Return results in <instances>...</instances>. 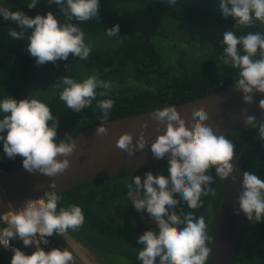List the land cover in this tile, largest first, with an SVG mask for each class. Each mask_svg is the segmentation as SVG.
I'll return each mask as SVG.
<instances>
[{
	"label": "trees",
	"instance_id": "trees-1",
	"mask_svg": "<svg viewBox=\"0 0 264 264\" xmlns=\"http://www.w3.org/2000/svg\"><path fill=\"white\" fill-rule=\"evenodd\" d=\"M100 0L98 18L78 22L85 33V42L91 44L87 60L70 55L68 60L37 66L35 58L27 52V36L13 40L11 28L19 31L15 21L0 19V98L9 95L17 99L36 98L51 109L58 120L56 142H65L81 130L100 122L102 111L96 107L100 100L111 99L114 104L108 120L148 112L181 103L222 89L238 78V69L223 58V33L234 31L237 36L248 32L264 33V24L254 22L250 27H233L232 17L218 14L215 0ZM28 0H0V7L10 11H23L34 17L37 13L52 11L61 22H69L55 4L39 0L34 8ZM173 17L187 23L186 32L172 35L168 29L151 18ZM120 25V34L108 37L106 29ZM259 52L253 59H259ZM82 81L95 76L110 87L97 89V96L80 112L67 108L59 99L63 88L61 76ZM104 92V95H99ZM260 122L231 131L226 139L234 145V154L244 171L264 179V140L259 138ZM51 124V121L48 122ZM22 165V157L9 159L0 145V170ZM147 171L167 175V159L148 167L124 174L81 183L69 190L57 192L60 207L78 205L84 223L67 233L82 244L99 264H140L137 254L142 245L137 237L145 230L155 229V223L143 218L132 206L139 194L129 195L128 185L133 177ZM214 191L202 196L203 204L196 209L179 204L174 210L178 217L189 215L193 219L204 217L210 248L213 227L218 218L222 200V182L209 170ZM134 187V186H133ZM24 251L25 248H22ZM12 252L0 247V264H9ZM208 262V261H207ZM232 264H264V220L252 223L244 216L238 247Z\"/></svg>",
	"mask_w": 264,
	"mask_h": 264
},
{
	"label": "clouds",
	"instance_id": "clouds-1",
	"mask_svg": "<svg viewBox=\"0 0 264 264\" xmlns=\"http://www.w3.org/2000/svg\"><path fill=\"white\" fill-rule=\"evenodd\" d=\"M38 2L28 0L27 7L34 8ZM48 3L55 4L69 22L59 21L52 11L30 17L23 11L0 7V19L15 21L20 27L19 31L11 28L9 36L13 40H23L30 30L27 52L35 58L37 66L68 60L70 55L87 60L91 44L85 42V33L78 23L71 21L100 19V0H48ZM168 3L175 4L176 0H168ZM215 3L221 17L233 18L235 29L250 27L254 22L264 24V0H215ZM105 34L110 38L118 36L120 25L113 24ZM221 44L225 46L224 62L230 61L231 66L238 69L234 86L243 93L244 102L251 103L253 92L264 93V33L248 32L237 36L234 31H226ZM258 52L260 58L254 60ZM60 83L63 88L59 99L74 112L87 108L96 98L97 89L110 87L95 76L76 81L65 75L60 77ZM99 95L103 96L104 92ZM113 104L111 99L97 103L103 120H107ZM260 107L264 109V100ZM153 119L164 124L165 128L152 141L150 150L157 159L167 154V175L147 171L143 178L140 175L133 177L128 185L130 196L133 192H143L142 198L137 195L132 200L133 208L146 213L153 221L149 220L150 223L156 225L155 229L149 228L137 237V243L142 245L137 260L140 264H207L210 248L206 244L204 217L193 219L191 214H181V218L174 210L183 203L191 209L199 208L203 204L202 196L210 192L214 195L209 187L213 181L209 170L214 169L215 175L221 179L229 177L234 171V165L230 163L234 145L223 135H215L209 126L202 123L207 119L204 112L194 113L188 127L175 106L156 109ZM255 122V118L249 116L245 124ZM57 127L58 120L46 103L36 98L17 99L10 95L0 98V145L9 159L17 155L22 157V167L28 172L38 171L53 177L69 166L67 157L73 152L75 143L72 140L57 143ZM106 131L103 125L96 128L97 134ZM258 134L264 140V122H260ZM116 144L129 155L133 154L130 133L122 134ZM144 146L145 139L141 133L135 149H143ZM59 155L64 158L57 159ZM232 179L234 181L235 177ZM240 186L238 210L249 222H261L264 220V179L245 171ZM49 187L55 189V181ZM60 199L56 190H46L40 198L28 199L3 217L8 226L0 229V246L7 249L10 239H18L25 248H34L28 254L21 248L12 247L9 264H72L73 253L67 248L45 250L41 247L49 243L47 237L68 235L69 229L76 230L84 223V215L78 205L57 210Z\"/></svg>",
	"mask_w": 264,
	"mask_h": 264
},
{
	"label": "water",
	"instance_id": "water-1",
	"mask_svg": "<svg viewBox=\"0 0 264 264\" xmlns=\"http://www.w3.org/2000/svg\"><path fill=\"white\" fill-rule=\"evenodd\" d=\"M262 100L264 93L253 92L251 103H245L243 93L232 83L217 91L169 106L177 108L186 127L192 124L194 113H206L207 119L202 123L209 126L215 135L226 137L231 131L248 125L245 123L249 116L256 121L264 119V109L260 107ZM155 110L100 122L81 130L69 139L75 143L73 152L67 157L69 166L56 176L49 177L38 171L28 172L22 165L0 170V216L28 199L40 198L46 190L61 192L81 183L136 171L166 160L167 154L157 159L150 150L152 141L165 128L164 124L153 119ZM100 125L107 129L103 134L96 133ZM124 133L132 135V155L116 144ZM141 133L145 146L143 149H135ZM63 158L62 155L57 156V159ZM230 163L234 165L233 173L225 179L220 178L222 200L213 227L207 264H232L242 230L244 214L238 210L237 197L241 192L242 174L245 171L235 154ZM52 181H55V189L49 187ZM17 248L25 246L22 244V247Z\"/></svg>",
	"mask_w": 264,
	"mask_h": 264
},
{
	"label": "rangeland",
	"instance_id": "rangeland-1",
	"mask_svg": "<svg viewBox=\"0 0 264 264\" xmlns=\"http://www.w3.org/2000/svg\"><path fill=\"white\" fill-rule=\"evenodd\" d=\"M207 1L208 0H203L201 2H207ZM151 20L164 25L168 29V32L172 35V40H173L174 35L176 34V32H178V31L180 32V30H181V32H186V28H187L186 24L187 23H184L180 19H176V18H173V17H170V16L163 17V18H160V17L156 16L154 18H151ZM139 214L143 218H146V219L150 220V218L147 216L146 213L139 212ZM151 222H153V221H151ZM70 238L72 239V241L75 242V244H77L78 247L80 246L79 247L80 249L81 248L83 249V254H78V252H80V249L76 250L74 248L75 247L74 243H72L74 247L72 245H71L72 246L71 247L70 243H68V242L66 243L65 240L60 239V238L58 239L57 246H55V247H59L61 249L67 248L69 251H71L73 253V257H74L72 264H99L95 260L93 255L88 250H86V248L82 244L78 243L73 237L70 236ZM26 252L28 254H30L32 252L30 247L28 248V250Z\"/></svg>",
	"mask_w": 264,
	"mask_h": 264
},
{
	"label": "built area",
	"instance_id": "built-area-1",
	"mask_svg": "<svg viewBox=\"0 0 264 264\" xmlns=\"http://www.w3.org/2000/svg\"><path fill=\"white\" fill-rule=\"evenodd\" d=\"M36 199H38V198H36ZM6 215H7V213L5 215L0 216V229H3L4 227H7L8 226L6 220L3 219V217L6 216ZM65 235H66V233L64 234V236ZM64 236H61V235H53L51 237H47L49 243L47 245H43L42 244L41 247H44L45 250H48L49 248L55 247V246H57L58 239L59 238L60 239H63ZM22 244H23L22 241H20L18 239H10V241H9V248L6 249V248H4L2 246H0V247H2L6 251H10L11 252V248L12 247H17V246L22 247ZM27 248H29V247H27ZM30 249L32 251L34 250V248L31 247V246H30Z\"/></svg>",
	"mask_w": 264,
	"mask_h": 264
},
{
	"label": "bare ground",
	"instance_id": "bare-ground-1",
	"mask_svg": "<svg viewBox=\"0 0 264 264\" xmlns=\"http://www.w3.org/2000/svg\"><path fill=\"white\" fill-rule=\"evenodd\" d=\"M243 226V225H242ZM64 240L66 241V243L68 242V243H70V246L72 245L73 246V244L72 243H74L75 244V242L74 241H72V239L70 238V236L69 235H66L65 237H64ZM71 246V247H72ZM74 247V246H73ZM80 247V246H79ZM78 246H77V244H75V249L76 250H78V249H80ZM87 250V249H86ZM78 252V251H77ZM86 253V252H85ZM78 254H83V249L81 248L80 249V252H78Z\"/></svg>",
	"mask_w": 264,
	"mask_h": 264
},
{
	"label": "flooded vegetation",
	"instance_id": "flooded-vegetation-1",
	"mask_svg": "<svg viewBox=\"0 0 264 264\" xmlns=\"http://www.w3.org/2000/svg\"><path fill=\"white\" fill-rule=\"evenodd\" d=\"M25 250L27 251V250H28V248H25ZM26 251H25V252H26ZM26 253H27V252H26Z\"/></svg>",
	"mask_w": 264,
	"mask_h": 264
}]
</instances>
